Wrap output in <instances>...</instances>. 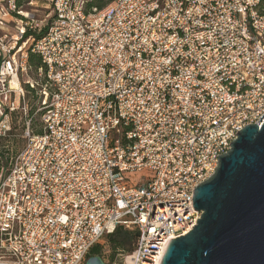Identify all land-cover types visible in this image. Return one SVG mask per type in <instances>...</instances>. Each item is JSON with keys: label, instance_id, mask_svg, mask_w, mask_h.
<instances>
[{"label": "built area", "instance_id": "1", "mask_svg": "<svg viewBox=\"0 0 264 264\" xmlns=\"http://www.w3.org/2000/svg\"><path fill=\"white\" fill-rule=\"evenodd\" d=\"M19 1L0 5V30L23 20L0 44V138L28 113V53L38 129L0 174V264H84L117 228L137 238L110 264H160L216 157L264 121V0H50L42 28Z\"/></svg>", "mask_w": 264, "mask_h": 264}, {"label": "water", "instance_id": "2", "mask_svg": "<svg viewBox=\"0 0 264 264\" xmlns=\"http://www.w3.org/2000/svg\"><path fill=\"white\" fill-rule=\"evenodd\" d=\"M236 137L193 191L200 218L169 242L160 264H264V121ZM84 264L110 263L91 256Z\"/></svg>", "mask_w": 264, "mask_h": 264}, {"label": "rangeland", "instance_id": "3", "mask_svg": "<svg viewBox=\"0 0 264 264\" xmlns=\"http://www.w3.org/2000/svg\"><path fill=\"white\" fill-rule=\"evenodd\" d=\"M6 1L4 2L0 0V5H5ZM87 2H92V0H87ZM18 7H20L23 13H34V20L39 23L40 28L44 27L48 22L46 15L51 12L52 8L50 0H20ZM20 20L23 21L22 17H17L16 15H9L3 18L4 27L2 30H0V36L3 39V42L0 44L3 45L4 48L13 47L18 29H20L22 26ZM22 43H24V40H21L17 43L12 53L15 52L17 48L22 45ZM22 53H25V49L17 53L16 57L18 60L22 59ZM26 64V69L20 71L19 73V82L24 93L25 103L28 107V113L26 115L23 113L13 114L11 118V131L9 133V137L0 138V157L2 160L0 166L3 164L5 165L1 169L2 173H4L8 168L10 157H14L17 153H19L25 144L23 133L26 122L31 119V128L33 129L34 133L35 130L38 129V117L33 114L34 109L38 104V98L34 92L28 91L29 86L26 83L36 82L40 79V77H38V72L34 67L29 66L28 62H26ZM98 246L100 247V257L106 263H112L114 260L117 261L118 255L123 253L121 250L113 249L110 237H105L98 244Z\"/></svg>", "mask_w": 264, "mask_h": 264}, {"label": "trees", "instance_id": "4", "mask_svg": "<svg viewBox=\"0 0 264 264\" xmlns=\"http://www.w3.org/2000/svg\"><path fill=\"white\" fill-rule=\"evenodd\" d=\"M109 2H110V0H92V2H87L86 12L91 11L93 8H95L97 10H101ZM30 35H31V33L26 32L24 39H26ZM27 62H28L29 66H32L35 69H37L41 66V62H40L39 57L35 56L33 54H30V53H28ZM1 161L2 160L0 157V165H1ZM4 166H5L4 164L2 166H0V174H1V169ZM108 237L111 238V245H112L114 250H121V251H123V253H125V252H129L132 249V247L136 241L137 234L135 232H130V231L124 230L122 228H117L114 231V233ZM91 256H99L100 257V247L98 245L91 248L87 258L91 257Z\"/></svg>", "mask_w": 264, "mask_h": 264}, {"label": "bare ground", "instance_id": "5", "mask_svg": "<svg viewBox=\"0 0 264 264\" xmlns=\"http://www.w3.org/2000/svg\"><path fill=\"white\" fill-rule=\"evenodd\" d=\"M18 84H19V81L16 78H14L12 80V82H11V86H12L13 89L19 88V85Z\"/></svg>", "mask_w": 264, "mask_h": 264}]
</instances>
